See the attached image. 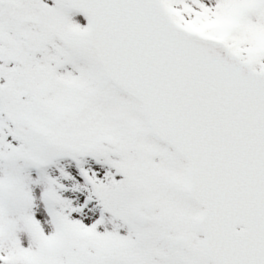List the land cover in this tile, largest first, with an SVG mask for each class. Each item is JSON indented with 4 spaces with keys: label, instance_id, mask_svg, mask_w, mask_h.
Returning <instances> with one entry per match:
<instances>
[{
    "label": "snow or ice",
    "instance_id": "6c2138e0",
    "mask_svg": "<svg viewBox=\"0 0 264 264\" xmlns=\"http://www.w3.org/2000/svg\"><path fill=\"white\" fill-rule=\"evenodd\" d=\"M0 264H264V0H0Z\"/></svg>",
    "mask_w": 264,
    "mask_h": 264
}]
</instances>
